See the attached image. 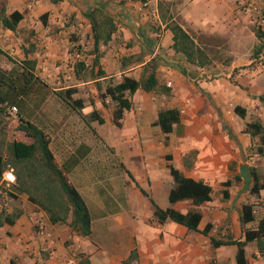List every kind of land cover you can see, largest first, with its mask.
<instances>
[{
	"label": "crops",
	"instance_id": "crops-1",
	"mask_svg": "<svg viewBox=\"0 0 264 264\" xmlns=\"http://www.w3.org/2000/svg\"><path fill=\"white\" fill-rule=\"evenodd\" d=\"M98 7L114 18L116 29L95 51L89 14ZM13 12L22 15L15 31L2 24L3 17ZM167 12L185 30L186 25L208 29L223 22L228 25L227 34L234 37L244 32L242 20L247 21L235 15L241 13L236 0H0V72L8 75L21 61L32 60L35 76L44 79L45 85H53L54 94L73 89L71 99L82 100L83 109L68 108L72 119L93 120L90 115L96 112L103 120L102 124L89 122L93 127L97 123L94 136L86 130L60 129L55 144L50 142L56 162L65 164L88 208L90 236H78L67 224L50 223L46 213L23 194H17L13 205H8L7 192H1L0 212L17 211L19 215L12 225H0V263L122 264L130 260L128 264H236L237 246L214 247L211 239L241 241L245 230L264 223V154L251 150L258 140L244 132L251 121L241 122L249 115L248 103L261 104V110L263 105L250 101L247 92L237 94L228 80L210 81L206 68L192 65L176 53L167 22L162 20ZM72 61H78L77 66L91 76L75 75L77 66L68 67ZM150 61L154 62L157 86L152 91L138 89L130 97L131 108L117 127L113 122L117 105L105 95L106 88L123 76L140 80ZM67 69L72 72L66 73ZM99 92L104 95L102 100ZM63 106L57 100L54 120L62 119ZM235 106L246 110L244 119L234 113ZM173 109L180 120L170 133H163L155 125L158 113ZM37 111L50 117L44 103ZM37 126L42 129L41 124ZM82 133L84 144L75 139ZM70 138L74 145L67 149ZM242 164L259 176L263 189L258 196L250 193L252 177L250 183L241 178ZM169 166L210 186L211 200L199 207L190 200L170 204L174 182ZM245 204L253 206L254 222L241 225L240 210ZM154 205L181 214L197 210L201 214L197 230L171 220L160 224L154 217ZM207 225L211 229L204 235L201 232ZM244 250L247 264H264L255 243H248Z\"/></svg>",
	"mask_w": 264,
	"mask_h": 264
},
{
	"label": "trees",
	"instance_id": "trees-1",
	"mask_svg": "<svg viewBox=\"0 0 264 264\" xmlns=\"http://www.w3.org/2000/svg\"><path fill=\"white\" fill-rule=\"evenodd\" d=\"M49 1L57 3L61 0ZM21 19L22 15L20 13L13 12L8 17H3L2 24L5 28L15 31ZM89 20L93 47L95 51H98L99 44H106L116 29L114 18L98 7L90 12ZM162 20H164L163 17ZM166 27L172 34V49L176 53L183 55L185 60L192 65L198 67L208 65V54L195 43L192 36L185 29L177 22L172 21V18L168 20ZM254 34L258 40L264 38V32L257 30ZM13 63L17 64L16 62ZM16 70L8 75L0 72V122L10 116L7 111L8 107L16 106L18 108L17 130L21 131L30 142L25 143L13 139L5 146V154L0 147V175L7 168L12 169L16 177V184L13 186V190L18 194H23L29 203L45 212L50 223L67 224L78 236L86 238L91 234V217L83 198L71 183L65 164L59 165L56 162L50 149L48 135L43 129L25 118L28 98L36 90H44L46 85L35 76L34 61L23 60L16 67ZM100 75H102V72L97 74V76ZM156 86L157 79L153 61L148 62L143 67V75L140 80L137 81L131 77L123 76L120 82L108 86L105 95L110 97L117 105L116 110L113 112L114 124L117 127L120 126V120L124 112L131 108L130 97L138 89L152 91ZM72 93H74V90L68 89L64 93L57 92L55 95L72 110L79 111L83 109L82 100L73 101L71 99ZM259 101L264 107V98L262 96L259 97ZM233 111L242 119L246 117V110L240 106H235ZM90 117L100 124L103 123L102 118L96 112H92ZM179 120L180 115L177 110H162L158 113L155 125H158L161 131L167 134L172 131L173 125L177 124ZM244 132L249 134L252 139L258 138L259 146L256 148V152L259 155H263L264 126L259 121H252L246 124ZM169 170L174 182V187L170 190L168 196L170 204L190 200L193 206L199 207L211 200L212 189L210 186L202 181L186 178L172 166H169ZM249 173L252 177L250 193L258 196L263 189V184L253 169ZM237 179L241 180L239 176H237ZM228 184L229 182L225 183V185ZM224 196H227L226 192H224ZM154 206V217L160 224L166 220H171L190 230H197L201 220V214L197 210L192 209L187 214H181L173 208L163 210L156 205ZM252 210L253 206L251 204H245L241 207V225L254 222ZM18 215V212L13 214L0 212V225H12ZM210 229L211 225H207L201 233L207 235ZM251 242L256 244L258 253L264 258V223L262 221L255 229L245 230L244 239L241 241L223 243L211 239L214 247L227 244L236 245V264H247L244 247ZM129 261H124L122 264H128ZM6 264L17 263L10 261ZM80 264L88 263L82 261Z\"/></svg>",
	"mask_w": 264,
	"mask_h": 264
},
{
	"label": "rangeland",
	"instance_id": "rangeland-1",
	"mask_svg": "<svg viewBox=\"0 0 264 264\" xmlns=\"http://www.w3.org/2000/svg\"><path fill=\"white\" fill-rule=\"evenodd\" d=\"M257 4L260 10L264 11V0H258ZM235 15L238 18L244 17L247 20H242V25L244 26L240 29H244V32L242 31L243 33H240L238 31L239 33L236 35V37L227 34V30L229 28L228 25L223 22L212 25V27L208 29L204 25H186V30L196 40V44L204 49L208 54L209 63L204 67L206 68L205 76H208L210 81L223 79L222 82L226 81L227 83L228 80L231 86L237 88V94H244L247 92L250 101L251 99H254L259 103L257 97L262 96L264 98V38L262 40H258L255 37L254 32L257 30L264 32V25H258L255 20L256 16H254V14H245L241 12L239 14L235 13ZM172 16L173 14L167 12V15L163 16L164 22L168 23V20ZM160 29L161 27L158 26L157 30ZM77 64L78 61H72L68 64V67H75L77 66ZM230 67H233V69H229ZM74 69H76V67ZM77 69L78 73H76L75 75H79L84 79H88L91 76V74L83 68L77 66ZM71 72V70L69 71V69H67L66 73L69 74ZM41 80L44 79L41 78ZM68 83L66 84L67 86L70 85ZM111 83L112 81L111 79H109L108 84ZM54 87L57 86L54 85ZM52 88L53 85H46V88L44 90L38 89L36 90L37 92L35 91V93L28 98L27 110L25 112L26 117L32 118V120L37 125L41 124L42 129H44V131L48 135L50 142L54 144L57 140L56 133L60 132V129L63 132H68L69 129H77L78 132H85L86 130L87 132H92L94 136L97 128V123L94 122L95 127H93L89 124V122L93 121L92 119L88 121L79 118L72 119V113L68 110L69 107L65 103L61 111V116L63 115L62 119L60 121L54 120L55 117L53 116L52 112L53 108L56 107L57 100L59 99L53 93ZM250 91H252L251 95ZM58 92L64 93L65 90ZM98 96V98L101 100L102 96L104 97V95H102L100 92L98 93ZM86 99H91V97L86 96ZM43 103L45 104L46 112L50 110V117L46 115L47 113L44 115V113H42L41 111H37V109L41 107ZM105 105L107 106V104ZM234 105L235 104L232 103V106ZM260 106L261 104L258 106L256 103L251 105L248 103L247 107L249 115L241 122L246 124L247 121L252 122L258 119L264 124V107L262 106L263 109L261 110L259 108ZM242 107L245 106L242 104ZM55 109L58 110V107H56ZM17 125V116L13 117L10 115L8 118L0 122V147L2 148L3 152L5 146L13 139L22 142H30V140L26 138L22 132H17ZM79 137L75 139L77 141H80L81 144H84V133H82ZM72 140L73 139L70 138L65 143L67 145V149L71 148L74 145L73 142H71ZM258 146L259 141L255 139L253 141L251 150H256ZM17 194L18 193L13 190V188L11 189V192H7V203H9L8 205H13V203L17 199ZM1 200L2 199L0 198V203ZM3 202L5 201H2V203ZM16 210H18V208ZM3 212L5 211L3 210ZM34 264L40 263L35 262Z\"/></svg>",
	"mask_w": 264,
	"mask_h": 264
},
{
	"label": "built area",
	"instance_id": "built-area-1",
	"mask_svg": "<svg viewBox=\"0 0 264 264\" xmlns=\"http://www.w3.org/2000/svg\"><path fill=\"white\" fill-rule=\"evenodd\" d=\"M258 0H236V4L238 9L245 14H254L256 16V22L258 25L263 26L264 25V11H261L257 4ZM146 5V4H145ZM144 5V6H145ZM79 54H76V59L79 58ZM8 113L16 117L18 113V109L16 106H10L7 109ZM16 184V177L12 171V169L7 168L4 170L0 175V193L3 194L5 192H8L10 188H12ZM252 213H254V210H252ZM43 228L40 229V233H42ZM68 264H73L72 261H69Z\"/></svg>",
	"mask_w": 264,
	"mask_h": 264
},
{
	"label": "water",
	"instance_id": "water-1",
	"mask_svg": "<svg viewBox=\"0 0 264 264\" xmlns=\"http://www.w3.org/2000/svg\"><path fill=\"white\" fill-rule=\"evenodd\" d=\"M239 174L241 176V178L246 182V183H250L251 178L249 175V167L246 164H242L239 168Z\"/></svg>",
	"mask_w": 264,
	"mask_h": 264
}]
</instances>
